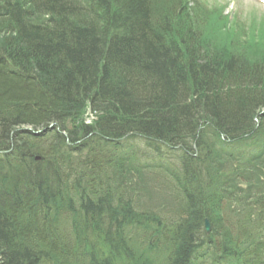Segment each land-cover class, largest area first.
Returning a JSON list of instances; mask_svg holds the SVG:
<instances>
[{
  "label": "trees",
  "instance_id": "1",
  "mask_svg": "<svg viewBox=\"0 0 264 264\" xmlns=\"http://www.w3.org/2000/svg\"><path fill=\"white\" fill-rule=\"evenodd\" d=\"M227 4L0 0V264H264V13Z\"/></svg>",
  "mask_w": 264,
  "mask_h": 264
},
{
  "label": "bare ground",
  "instance_id": "2",
  "mask_svg": "<svg viewBox=\"0 0 264 264\" xmlns=\"http://www.w3.org/2000/svg\"><path fill=\"white\" fill-rule=\"evenodd\" d=\"M151 159H152V161H157L158 159H159V156L156 154V153H154V152H152L151 151ZM116 202L118 203V202H120V201H118V200H116ZM115 202V203H116ZM134 204V203H133ZM135 206H138L139 204H134ZM136 210L137 211H139V212H143V213H145V212H148L149 210H146V209H142V208H139V207H136ZM158 214H160V213H158ZM116 226H117V228L115 229V231L114 230H112V228H108V227H106L105 229L104 228H102L101 230H103V231H105L106 233H107V235H109L110 237H113V238H116L117 239V241H118V243L119 244H121L122 246H125V247H127V248H129V249H131V247L133 246V245H131L130 243V241H129V239L127 238V237H124V236H122L120 239H119V237H118V235H117V233H118V231H119V229L122 231V230H124V228H123V222L122 221H120V216L119 215H116ZM155 223H156V225H157V219H156V221H155ZM106 233H102V232H97V234H95V236H96V238H97V240L101 243V244H103V245H105V246H108V243H107V240H106V238H105V236H104V234H106ZM135 232H133V233H127V234H134ZM145 233L146 234H148V235H150V238L148 239V243H149V247L151 248V249H153L154 247H155V243L153 242L156 238H160L161 237V235H160V232L158 231V228H154V227H152L150 224H148V223H144V225H143V232H141L140 234H139V239H142V237L145 235ZM140 242H144V241H141V240H139ZM147 243V242H146ZM145 243V244H146ZM113 245L115 246V244H114V241H113ZM165 256H170V253L169 252H167V251H165Z\"/></svg>",
  "mask_w": 264,
  "mask_h": 264
},
{
  "label": "rangeland",
  "instance_id": "3",
  "mask_svg": "<svg viewBox=\"0 0 264 264\" xmlns=\"http://www.w3.org/2000/svg\"><path fill=\"white\" fill-rule=\"evenodd\" d=\"M211 3H213L214 0H209ZM229 7L228 11H224L226 14H230L231 12L237 11V9L244 11L246 14H249L251 16H254L253 13H256L258 15L264 13V0H229ZM92 111L90 109L87 110V114L90 116ZM54 125V124H51ZM31 128L30 126H21ZM20 127V128H21ZM50 127V125H49ZM42 129L41 127L38 128ZM138 147L144 152L142 154L145 158H151V153H148L147 149L143 146V143L141 141H138L136 143Z\"/></svg>",
  "mask_w": 264,
  "mask_h": 264
},
{
  "label": "water",
  "instance_id": "4",
  "mask_svg": "<svg viewBox=\"0 0 264 264\" xmlns=\"http://www.w3.org/2000/svg\"><path fill=\"white\" fill-rule=\"evenodd\" d=\"M209 225H210V223H209V221H208V219L206 220V227H207V229L209 230Z\"/></svg>",
  "mask_w": 264,
  "mask_h": 264
}]
</instances>
